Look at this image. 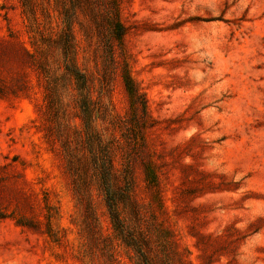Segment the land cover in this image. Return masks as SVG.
<instances>
[{"label": "rangeland", "instance_id": "1", "mask_svg": "<svg viewBox=\"0 0 264 264\" xmlns=\"http://www.w3.org/2000/svg\"><path fill=\"white\" fill-rule=\"evenodd\" d=\"M0 264H264V0H0Z\"/></svg>", "mask_w": 264, "mask_h": 264}, {"label": "trees", "instance_id": "2", "mask_svg": "<svg viewBox=\"0 0 264 264\" xmlns=\"http://www.w3.org/2000/svg\"><path fill=\"white\" fill-rule=\"evenodd\" d=\"M66 33L68 37L69 44L67 45L66 51L64 53L65 57V69L67 76H73L75 79L76 88L78 90V94L81 97V105L80 108L82 109V113L85 114L84 122L87 128H89V120H88V83H87V77L85 74L80 72L77 68L73 66L71 63V56L73 54V48H74V37L72 32V19L68 18V21L66 23ZM108 54L111 57L112 61L115 58V51L114 49H109ZM124 86L128 94H130L131 97L137 95L138 88L136 86L135 81L131 77L129 71L127 68H125V74H124ZM95 167L99 171V174L101 175L102 180V186L104 191V199L106 206L108 208V213L111 219V222L114 226L115 232H117V235L119 237H122L123 233V223L121 222V219L119 217L118 212V203L119 199L116 198L114 191L111 189L110 186V178L112 176V167L113 163L111 158H107L106 161L101 160V158L97 157V160L95 162Z\"/></svg>", "mask_w": 264, "mask_h": 264}]
</instances>
